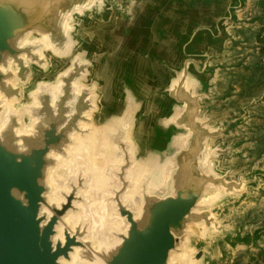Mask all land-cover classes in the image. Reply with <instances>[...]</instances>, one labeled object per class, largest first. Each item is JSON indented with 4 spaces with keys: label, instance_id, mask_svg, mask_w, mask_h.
<instances>
[{
    "label": "water",
    "instance_id": "obj_1",
    "mask_svg": "<svg viewBox=\"0 0 264 264\" xmlns=\"http://www.w3.org/2000/svg\"><path fill=\"white\" fill-rule=\"evenodd\" d=\"M109 4L119 7L123 0H0V264H61L60 258L72 264L75 249L83 264H192L186 239L193 224L212 220L206 209L210 192H244L256 183L245 174L236 180L216 170L215 160L235 153L231 145H212L228 127L207 119L202 104L210 97L190 82L189 61L168 88L181 107L163 121L180 133L166 153L154 149L140 156L144 144H138L135 130L141 103L132 95L125 97L122 121L91 117L101 108L99 86L84 84L94 65L76 39V22ZM32 35L42 39L29 41ZM39 49L58 57L76 54L53 92L45 87L36 93L33 123L22 129L11 115L3 116V95L9 96L10 81L24 76L29 62L44 59ZM95 128L105 129L99 153L76 147L75 139ZM116 153L121 158L113 159ZM98 162L104 165L101 183ZM63 166L76 172L70 184L54 179ZM93 189L100 191L101 206L87 194ZM117 222L120 239L105 253L102 245ZM59 224L64 240L54 239Z\"/></svg>",
    "mask_w": 264,
    "mask_h": 264
},
{
    "label": "crops",
    "instance_id": "obj_2",
    "mask_svg": "<svg viewBox=\"0 0 264 264\" xmlns=\"http://www.w3.org/2000/svg\"><path fill=\"white\" fill-rule=\"evenodd\" d=\"M100 11L78 19L76 25L83 24L80 31L83 28L84 32L81 37L75 33L76 39H83L81 46L89 57L99 55V61L92 59V70L99 74L93 71L92 76L100 78L102 99L108 91L117 89L124 95L123 99L118 96L121 105L125 106L128 95L141 103V117L147 118L143 126L154 128L158 134L155 138L140 135V142L151 143L144 144L142 151L152 153L159 149L166 153L172 149L174 137L180 134L174 127H163V121L181 107L170 97L168 88L182 75L184 64L189 61L190 82L197 92L211 95L202 104L210 124H230L228 132L219 140H212V145H231L235 154L215 160L216 170L236 177L237 171L242 169L237 159L245 164L251 158L248 153L252 152L246 149L251 139L244 144L246 139L242 138L247 137L234 130L257 125L255 110L264 106V81L253 88L252 97L239 106L237 113L222 120L212 114L220 109V102L246 94L249 88L238 90L233 86L226 93L220 92L216 79L222 72L239 66L226 58L230 45L252 46V50L258 49L260 54L258 35L264 27V0H123L122 6L109 4ZM98 27V34L87 32ZM92 34L97 36V42H92ZM250 76L248 74L247 78ZM238 153H242L241 156ZM261 184L250 187L263 188L264 183Z\"/></svg>",
    "mask_w": 264,
    "mask_h": 264
},
{
    "label": "rangeland",
    "instance_id": "obj_3",
    "mask_svg": "<svg viewBox=\"0 0 264 264\" xmlns=\"http://www.w3.org/2000/svg\"><path fill=\"white\" fill-rule=\"evenodd\" d=\"M78 18L81 20L82 17L79 16ZM81 27L84 28V25H77L76 28V33H79V37H81V34L83 35L84 32L83 28L82 32L80 31ZM99 27L98 29L93 28L87 32L98 34ZM41 39V36L32 35L29 41ZM79 40L82 44L83 39ZM91 40L92 42H97L98 38L96 35L92 34ZM98 47L93 46V48ZM80 48L83 49L84 47L81 46ZM80 48L79 52H82ZM39 51L42 53L44 59L40 62H29L28 70L25 75L20 78L16 76L10 81V86L6 90L9 96L6 97L3 95V97L6 98L3 116L6 117L7 115H11L14 118V122L18 123L19 127L22 129H28L33 123V112H35L38 106L36 93L40 88L43 90L45 87L50 88V90L52 89L51 92H53L61 81L60 74L72 68L71 60L74 59V54H76L75 50L73 53L71 50L69 56L58 57L55 56L50 49H39ZM234 54L237 56L233 57ZM98 57L99 55H92L87 58L92 61V59ZM81 58L82 62L85 63V56ZM226 58L229 62L238 63L239 66L229 71L222 72L220 78L216 79L218 85H220L219 91L226 93L233 86L238 90L248 87L249 91L246 94L242 93L231 97L225 102H220V109L215 110L214 113L210 111L215 117L221 119L230 117L233 112L237 113L239 111V106L244 101L249 100L248 98L252 97L254 93L253 88L260 86V83L264 81V58L259 54L258 49L253 51L252 46L230 45ZM97 61H99V58ZM89 70L91 71V76H88L89 78L87 77L88 79L84 82L85 86L88 87L93 84L94 81L100 82V78L92 76L93 71L96 75H98L99 72L97 70ZM248 74L252 76L247 78ZM98 86L100 90V85L97 83V87ZM120 92L122 91L117 89L108 91V95H105L102 99L100 90L99 103L103 102V105L98 113L95 111L92 112L91 117H96V120L99 122H102L105 120L104 118L108 117H113V119L122 121L125 117V108L124 105H121L118 101V96L120 99L124 98V95L120 94ZM93 94L94 96L96 95L95 93ZM209 97H211L210 94H208V98ZM214 97L217 96L214 95ZM255 111L257 119L254 122H256L257 125L254 124L251 129L245 128L244 126L237 127L235 130L233 128L234 131H241L240 134L247 137L242 138L246 139L244 144L251 139V142L247 143L246 149L252 152L248 153L251 154V158H249L245 164H242V162L237 159L236 163L241 164L242 169L237 171L238 175L233 179L237 180L239 176L245 174L248 181L256 182L254 185L258 184L260 186L262 182L264 183V106L257 108ZM206 112L208 113L209 111ZM136 120V139L139 140L140 135L144 134H146L144 137L150 136L152 138L158 135L154 128L143 126L147 124V118L144 116L141 117V114H139ZM112 121L113 120H110V122ZM114 125L117 127L116 124ZM222 126H226L230 129V124H224ZM110 128V134L114 136L116 130L112 126ZM138 144H140V146L145 144L146 146L151 143H146L144 141L138 142ZM111 148L113 149L114 145H112ZM238 154L241 156L242 153ZM140 156L144 157L143 151L140 152ZM113 157V159L121 158V154L116 153ZM151 159L155 161L154 158ZM141 160L144 161V159ZM141 163L144 164V162ZM63 167L61 171H57L58 173L56 172V175L53 174L55 176L54 179L59 181L56 183L70 184L76 177V172H74L72 166ZM263 183L261 185H263ZM99 192V190L95 189L87 192V194L96 201V205L94 206H101L98 205L101 202L98 198ZM208 200L209 202L206 205V209L213 213L211 217L212 220L209 224H193L186 239L185 255L192 260V264H264V187L256 189L249 187L244 192H235L233 194H227L224 190L211 191ZM84 217H86L85 214ZM199 253H201L202 256L200 259H197L196 257Z\"/></svg>",
    "mask_w": 264,
    "mask_h": 264
},
{
    "label": "bare ground",
    "instance_id": "obj_4",
    "mask_svg": "<svg viewBox=\"0 0 264 264\" xmlns=\"http://www.w3.org/2000/svg\"><path fill=\"white\" fill-rule=\"evenodd\" d=\"M105 135V129L103 130V128H95L92 130V133L90 134L89 137L87 138H78L79 140L75 139V144L76 147H79V148H84V149H89V152L90 153H93V152H98V150H100V147H101V137ZM98 164V168H99V171H100V179L97 177V183H101L102 180L104 179L105 177V172H104V165L103 164H100L99 162L97 163ZM51 199V197H49ZM70 215V212H68L66 214L65 217H68ZM62 224V223H61ZM61 224H59L56 229H57V234L55 235L54 239L55 238H62V240H64V236H63V231L61 229ZM119 230H121V223L117 222L116 224V230H115V234L113 235V237L110 239V241L108 243H103L102 245V251L105 252V253H110V250H111V247L114 246L118 241V237H117V232H119ZM106 237L107 235L104 234V240H106ZM102 239V240H103ZM75 256V259L73 260V263L72 264H83V260H82V254H80L79 250L78 249H75L74 252L72 253L71 252V256ZM77 256V257H76ZM60 262L61 264L64 262V260L62 258H60ZM90 264H102L101 261H97V262H94V263H90Z\"/></svg>",
    "mask_w": 264,
    "mask_h": 264
},
{
    "label": "trees",
    "instance_id": "obj_5",
    "mask_svg": "<svg viewBox=\"0 0 264 264\" xmlns=\"http://www.w3.org/2000/svg\"><path fill=\"white\" fill-rule=\"evenodd\" d=\"M258 42L260 44V54L264 58V27L261 29L258 35Z\"/></svg>",
    "mask_w": 264,
    "mask_h": 264
}]
</instances>
